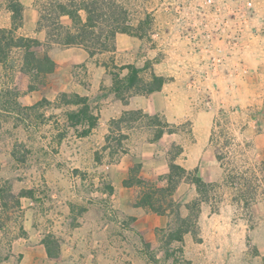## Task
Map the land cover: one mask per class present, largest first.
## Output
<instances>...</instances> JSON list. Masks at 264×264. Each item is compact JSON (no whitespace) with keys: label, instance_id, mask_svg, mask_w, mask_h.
Masks as SVG:
<instances>
[{"label":"crops","instance_id":"obj_1","mask_svg":"<svg viewBox=\"0 0 264 264\" xmlns=\"http://www.w3.org/2000/svg\"><path fill=\"white\" fill-rule=\"evenodd\" d=\"M51 1L65 3L70 0H20L24 6L23 24L18 28L17 33L38 38L43 42L47 41V28L39 29L38 26L41 6ZM227 1L218 0L217 3L224 6L223 3ZM245 1L229 0L225 4L228 10L224 11V17L229 15L233 23L240 17L239 12L236 13L233 10L238 4L244 5ZM251 1L253 2L252 10L245 17V21L248 22L240 35L237 33V38L240 39V50L226 57L220 72L213 69L210 63L211 56L207 54L208 46L205 43L207 37L210 36L213 50L218 45L228 49L227 34H224L225 31L220 27L215 32L208 29L212 32L209 35H202L199 29L186 30L183 31L184 34L178 31L174 33V29L170 27L174 19L172 18L168 19L167 25H163V22L159 31L152 35L150 33L146 38L118 33L116 36L117 50L107 53L133 55L140 49L145 51L142 58H136L127 63L144 66L148 58H153L151 55L153 51H160V64L152 60V66L145 70V76L148 77L151 71H154L166 77V82L160 91L151 94H133L127 103L117 98L113 91L114 80L111 73L113 67H107L105 63L109 62L101 59L105 53L90 57L89 52L83 46L51 42L52 47L49 54L56 62V69L48 75L47 85L43 89L21 95L22 105L33 106L40 100L46 99L50 104L52 115L63 110V112L66 111L65 118L67 119V111L77 106L61 104L60 95L78 93L88 96L95 112L99 113L100 119L99 124L92 129L90 134L83 136L80 133V138L103 131L105 136L102 138L106 141L110 133L111 120L119 118L126 110L135 109H141L145 113H159L172 126L176 123L183 124L190 119L193 121L192 130L189 133L184 131L181 135L185 138L179 142L173 137L175 131L166 132L155 141L153 131L144 123L135 124L133 128H125L124 131L129 134L127 140L131 141L128 146L124 144L125 152L116 154V162L112 164V180L109 184L113 187V191L110 192L107 189L102 193V196L110 200L112 204L107 208L101 207L96 210V214L93 215L95 219L93 223L96 226L92 224V227H84L86 230L81 238H75L72 241L69 238L70 243L65 245L66 248L65 246L61 248L59 260L49 258L42 239L33 244L29 241L31 237L19 236L13 242L11 259L17 256L18 264H121L123 258L131 259L135 252L143 255V243H156L159 239L155 231L166 228L173 218L171 215L158 214L134 205L135 188L124 184V180L129 176L130 165L141 163V174L152 181H158L170 172L167 148L175 143L182 147V152L176 160L177 163L189 171L198 169V175L207 182L225 180V173L220 171L221 159L216 154L220 113L235 110L234 112L246 115L245 127L239 131L247 138L245 141L250 144L249 146L254 147L260 162H264V0ZM171 2L175 0H161V4ZM178 2L182 1L178 0ZM146 3L153 4V1L147 0ZM6 6L9 21L0 27L10 28L12 27V11L8 4ZM154 9L155 7L149 9V13ZM161 9L163 10V7ZM80 13L84 18L86 17L84 10ZM242 16L245 14L243 13ZM192 19L195 24L202 22L198 16ZM58 20L65 27L73 25V19L69 14H62ZM231 30L230 28L229 31ZM190 70L193 73L189 72ZM127 72L128 70L124 69L121 75H126ZM83 128L84 126H79L74 129L81 132ZM228 130L230 134L233 131L237 133L235 128L229 127ZM181 135L178 134V136ZM167 136L170 139L164 141ZM107 151L110 152V149H105V156L109 154ZM91 159L95 162L94 158ZM96 168L99 169L100 166L97 165ZM197 197L199 193L196 185L185 180L179 184L174 199L183 204L181 208L183 216L189 213L186 203ZM210 203V196L207 201L202 202L199 221L205 218L207 213H211ZM25 228H27L26 225ZM128 228L133 232L143 231L141 233L143 237L140 235L139 238H133L135 241L139 240L138 243L141 244L138 247L139 252L131 245L130 238L122 235Z\"/></svg>","mask_w":264,"mask_h":264},{"label":"rangeland","instance_id":"obj_2","mask_svg":"<svg viewBox=\"0 0 264 264\" xmlns=\"http://www.w3.org/2000/svg\"><path fill=\"white\" fill-rule=\"evenodd\" d=\"M121 1L135 22L155 7L150 10L152 25L144 38L159 31L161 24L167 25L168 19L172 18L170 27L174 33L199 29L202 35H209L218 27L223 29L227 34L228 51L220 45L213 50L210 36L205 41L210 63L217 72L221 71L227 56L240 50L237 33L240 35L245 28L248 22L245 17L253 7L251 0H246L244 5L238 4L233 11L239 12L240 17L232 23L228 14L224 17V11L228 10L225 4L229 0L223 3L224 6L218 4V0L215 4L209 0H175L165 4H161V0H148L153 4H147V0ZM8 2L0 0V25L9 21L5 9ZM249 2H252L251 6ZM195 16L202 20L199 25L192 19ZM137 51L133 55L106 52L101 59L113 66L123 65L142 58L145 51ZM151 55L153 58L148 61L160 64L161 52L155 50ZM213 57L222 60L215 63ZM189 72L193 73L192 70ZM234 111L219 114L216 154L221 159L220 171L226 177L212 183L209 211L212 210L213 215L207 213L205 218L198 220L197 235L187 233L182 241L169 244L167 233L173 225L171 221L166 228L155 231L159 239L156 243H143V255L135 252L131 259L123 258L121 264H264V162H260L254 147L249 146L245 141L247 138L239 131L245 127L246 115ZM65 116L63 110L52 115L49 102L43 101L36 109L21 112L19 119L9 115L0 130V177L11 181L15 193L28 188L34 190L33 197H23L20 209H12L3 220L0 219V258H4L0 264H18L19 258L11 259V256L13 242L19 236L31 237L29 241L33 243L43 241L50 234L58 241L61 251L72 239L84 236V227L96 226L93 215L98 208L112 204L102 193L111 183L112 164L117 156L111 158L108 151L105 156L103 131L80 138L81 132L70 127ZM192 123L189 119L170 127L176 132L175 141H183L185 137L181 134L189 133ZM229 127L235 128L237 133L230 134ZM127 139L123 143L128 146L131 140L128 142ZM169 139L167 136L164 141ZM122 235L128 236L139 252L141 244L133 238H139L141 233L128 228Z\"/></svg>","mask_w":264,"mask_h":264},{"label":"trees","instance_id":"obj_3","mask_svg":"<svg viewBox=\"0 0 264 264\" xmlns=\"http://www.w3.org/2000/svg\"><path fill=\"white\" fill-rule=\"evenodd\" d=\"M8 6L12 11V27H0V130L9 115L19 119L24 110L36 109L43 104V101H47L43 99L36 105L24 106L20 97L25 93L43 89L47 85L48 75L56 69V62L49 54L52 41L62 45L83 46L89 52L90 57H95L117 50L116 36L118 33L144 38L152 25L150 13H146L138 22H135L129 9L121 0H70L65 3L51 1L41 6L38 27L48 30V39L43 42L38 38L17 33L18 28L23 24L24 6L20 0H9ZM81 10L85 11V18L81 15ZM62 14L71 16L73 19L71 27H65L59 22L58 18ZM105 65L113 66L109 63ZM151 66V61L144 66L133 63L114 65L113 68L116 70L112 69L111 73L116 97L127 103L133 94H151L160 91L166 82V77L154 71H151L148 77L145 76V70ZM124 69L128 72L122 76L121 71ZM60 103L77 106L67 111V122L73 128L84 126L81 131L83 136L90 134L92 129L99 124L100 115L95 112L88 96L78 93H62ZM143 123L153 131L155 141L166 132H173L170 128L172 125L159 113H145L141 109L126 110L119 118L112 119L110 122V133L107 135L104 148L110 149L111 158L126 151L123 140L127 139L129 134L124 129ZM115 134H118V137H113ZM181 152L182 147L175 143L167 148L170 172L158 181H152L141 174V163H132L129 176L124 180L125 186L135 188V206L172 216L173 225L167 233L169 244L173 241H182L187 233L198 234L197 223L201 204L209 199V192L213 185L198 175V169L189 171L177 163V157ZM184 180L196 185L199 193V197L186 203L189 211L187 216L182 215L183 204L174 199L179 184ZM108 189L110 192L113 191L111 185H108ZM33 196L32 188L22 189L19 193H15L11 181L0 177V219L3 220L12 209H20L23 197ZM42 242L49 258L59 260L58 241L48 234ZM2 260L4 258H0V262Z\"/></svg>","mask_w":264,"mask_h":264},{"label":"built area","instance_id":"obj_4","mask_svg":"<svg viewBox=\"0 0 264 264\" xmlns=\"http://www.w3.org/2000/svg\"><path fill=\"white\" fill-rule=\"evenodd\" d=\"M209 3H211V4H215L216 3V0H209ZM249 4V6H251L252 5V2H249L248 3ZM213 62H219L220 60H222V58H217V57H213Z\"/></svg>","mask_w":264,"mask_h":264}]
</instances>
